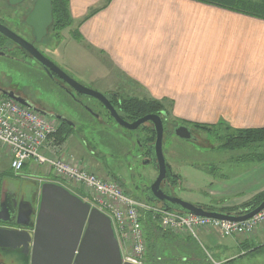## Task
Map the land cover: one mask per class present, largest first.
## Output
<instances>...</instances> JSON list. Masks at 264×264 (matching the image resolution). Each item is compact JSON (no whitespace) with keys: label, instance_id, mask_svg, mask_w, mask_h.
Wrapping results in <instances>:
<instances>
[{"label":"crops","instance_id":"1","mask_svg":"<svg viewBox=\"0 0 264 264\" xmlns=\"http://www.w3.org/2000/svg\"><path fill=\"white\" fill-rule=\"evenodd\" d=\"M68 3L70 27L80 37L76 41L86 43L88 57L97 61L91 63L94 68H88L96 79L124 77L147 98L170 102L166 113L175 120L225 123L234 129L264 127V18L196 0ZM88 78L93 79L92 75ZM65 142L67 152L75 154L77 149ZM8 152L0 148V199L12 184L18 187V182L25 181L21 190L25 196H33L37 207L41 184L61 182L45 165L24 173L29 167L26 163L21 172L14 173L10 163L5 164ZM230 157H220L229 161L217 160L218 164L213 160L216 170L226 171L203 185V194L194 204L207 208L208 201L216 200V208L240 207L264 191V160L248 159L242 164L244 160ZM232 192L234 196L226 197ZM30 224L32 221L26 230ZM193 239L176 235L164 241L187 246ZM196 241L203 255L188 253L181 256L183 260L205 261L207 257L209 264H264V224L251 234L238 236L202 229Z\"/></svg>","mask_w":264,"mask_h":264},{"label":"rangeland","instance_id":"2","mask_svg":"<svg viewBox=\"0 0 264 264\" xmlns=\"http://www.w3.org/2000/svg\"><path fill=\"white\" fill-rule=\"evenodd\" d=\"M0 13H2L3 16L10 17V22H7L10 23L11 26H15L16 24V27H20V13L16 11L11 12L8 9L2 8L1 5ZM72 30H76L75 27H66L56 34L55 31L53 32L49 29L44 40L39 45L45 54L71 77L94 90L107 94L117 109H119V106L116 103L119 100H130L132 98L155 100L163 104L165 108L167 107L171 109L170 102L167 101L166 103L162 98L161 100L147 98L141 88H137L124 77H115V79H112L113 81L108 78L96 79V76L94 77V71L88 68H92L93 65L91 63H96L97 61L92 57H88L87 52L89 51L86 47V43H80L71 37V35H74ZM14 62L15 59L11 63ZM38 70L39 69L36 68V66H31V68L30 66H26L25 61L17 60L14 64L0 63V76L4 78V81L6 82L5 84L11 82L16 84L19 89L24 91L29 99H32L40 106H43L51 113L60 112L64 114L74 124L76 123L77 130L71 131L65 139L69 148L77 149V151L73 149L75 154H72L76 161L80 164H84L86 168L100 177H104L105 179L111 178L129 196L138 200H147L145 196H141V190H144L145 187L152 183L156 177V172L154 166L152 167L151 165L153 164L152 162L147 163V161L143 159H135V156H133L134 153H140L142 155L143 152L136 147L134 142V139L137 138L139 141H144L143 138L140 137V132L138 130L129 132L120 126H115L114 124H111V126H104L102 125L103 122H100V120L97 122L95 120L96 117L72 99L63 89L51 83L49 78ZM90 75H92L93 79L88 78ZM120 78H123L126 81L120 80ZM82 97L85 102L90 105L89 107L93 108L94 112L99 115V118L107 116L104 108L101 107L99 102H90L92 97L89 96L84 95ZM119 111L121 115L127 116L125 112L120 109ZM165 115L169 119L167 122L169 127L173 125V122H178V120L173 119V116L168 112ZM50 121L54 122L51 119ZM124 131L129 134L131 137L130 139L126 140L125 137L122 136L121 132ZM199 133L202 134L199 135V141L203 146L196 145L176 136L164 137L162 141V151L166 162L170 164L172 173L177 174L179 177L178 182L174 180V187L168 188L166 186L165 188L171 190L174 195L191 203H197L196 199L203 194L201 192L203 185H208L212 179L216 178V173L226 171V169L216 170L214 168L215 164L213 160L217 164L219 163L217 160L220 162H224L225 160L229 161L228 159H222L220 157H228L231 155L232 157L230 158L233 160L235 157H241L249 150H215L219 144L218 142H220L216 140V134L197 131V135ZM218 133L224 134V130L220 128ZM258 149L259 153L264 154V142ZM2 153L4 154V151ZM8 153H6L7 158L4 157V160L6 161L5 164L7 162L10 163L11 156L9 157ZM247 162L249 161L244 160L242 164H246ZM27 164L29 167L24 168L23 172L33 173L35 170L33 171L32 168L35 166L32 165L30 160L27 161ZM10 175L14 179L17 178L14 177L15 175ZM60 182L62 186L83 200L90 196V193H88L82 186L75 185L72 182ZM24 183L25 181L20 183L18 187L12 184V188L7 191L13 196L22 194V197H24L22 199H25L26 202L30 201L34 209L35 200L33 196H25L24 192L21 190L22 184ZM234 195V192H232L227 194L226 197ZM14 199L15 201H19V199H16L15 197ZM207 203L210 204L209 207H215L213 205H216L217 201L212 200ZM143 231L146 232V229L144 228ZM177 247V244H173L170 241H164L160 238L152 252L147 243V256L148 254L151 255L155 253L156 255H160L159 258L162 260V262L157 264L167 263L170 262L169 258H178L181 256ZM2 248L3 247L0 246V253L2 255L0 256V264H29V257L27 256L26 258L23 253L7 251ZM151 257L156 258L153 255Z\"/></svg>","mask_w":264,"mask_h":264},{"label":"water","instance_id":"3","mask_svg":"<svg viewBox=\"0 0 264 264\" xmlns=\"http://www.w3.org/2000/svg\"><path fill=\"white\" fill-rule=\"evenodd\" d=\"M21 1L8 0V3L16 5ZM52 19L51 0H35L26 18V23L31 26L36 42L42 41L47 34ZM0 34L29 52L48 74L51 75L50 71L55 72L67 86L79 94L101 102L113 120L125 129L137 130L145 122H151L154 125L156 136L148 149L150 155L154 156L151 162L157 167V176L143 190L149 201L160 204L164 210L171 209L232 221L248 219L264 208L263 199L256 207L243 213L222 212L210 210L176 195L164 193L161 185L166 180L167 162L162 151L164 129L161 114H146L128 122L119 115L106 94L75 80L54 61L43 55L33 43L25 40L1 22ZM3 94L40 113L65 120L55 113L30 104L23 98L6 92ZM86 110L96 118L99 116L91 109ZM170 134L188 141L192 138L190 129L185 125L175 126ZM26 204L27 209L23 213L20 210L13 212L14 206L11 209L7 203L0 204V246L13 249L23 248V252L29 257V264H132L121 262L120 248L110 218L61 184L43 182L40 186V199L37 207L33 209L30 201ZM31 221L32 225L26 230V226ZM14 224L18 225V228L12 226Z\"/></svg>","mask_w":264,"mask_h":264},{"label":"built area","instance_id":"4","mask_svg":"<svg viewBox=\"0 0 264 264\" xmlns=\"http://www.w3.org/2000/svg\"><path fill=\"white\" fill-rule=\"evenodd\" d=\"M56 120L12 98L0 96V148L9 151L14 173L21 172L30 160L35 167L47 166L57 180L84 187L90 193L84 201L110 218L122 263L145 264L147 241L142 222L146 216L162 232L195 239L202 229H210L220 236H238L251 234L264 224V208L248 219L232 221L164 210L158 203L135 199L111 178L100 177L76 161L64 143L56 139Z\"/></svg>","mask_w":264,"mask_h":264},{"label":"trees","instance_id":"5","mask_svg":"<svg viewBox=\"0 0 264 264\" xmlns=\"http://www.w3.org/2000/svg\"><path fill=\"white\" fill-rule=\"evenodd\" d=\"M201 3L221 7L230 11L238 12L241 14L264 18V0H196ZM52 4V24L50 29L56 34H58L61 30L66 27H70L72 25V19L69 12V3L68 0H51ZM93 13V12H91ZM73 38L76 40H80L79 34L76 30L73 31ZM107 95V94H106ZM115 96V95H114ZM110 99V98H109ZM111 101V99H110ZM119 106V109L125 112L127 115L135 116L144 114L150 111L162 110L166 113V108L160 102L155 100H147V99H138L132 98L130 100H119L116 103ZM185 123H190L193 127L198 130L208 133V134H216V140L218 142V146L215 150H239V149H249L246 153H244L241 157H238L242 160H252L254 162L264 160V154L258 152V148L262 146L264 142V127L259 128H246V129H234L225 123H217V124H204L200 122H190L181 120ZM59 123V122H58ZM222 128L224 130V134L218 133V130ZM71 129L63 124H59L58 131L56 135V139L58 141L64 142L66 137L71 133ZM220 139V140H219ZM179 180V179H178ZM264 199V191L256 194L253 198H251L248 202L244 203L240 207H230V208H221V207H207L210 210H217L222 212H236L243 213L249 211L256 207L262 200ZM206 208V207H205ZM143 228L146 229L145 238L148 243V247L150 251H154V247L157 245V241L162 238L163 240H168L171 236L174 238L176 235L170 234L167 232H162L151 220L149 216H146L143 219ZM193 238L192 236H189ZM195 239V238H194ZM187 243V246L182 245L181 243H177V249L181 256L187 257L188 253H193L195 256L203 255L202 249L198 246L196 239ZM174 244V243H173ZM149 251V252H150ZM146 254L145 263L147 264H157L162 262L160 255ZM155 256L156 258H152L151 256ZM199 255V257H200ZM181 256L169 258L170 262L161 263V264H209L210 261L206 257L205 261L208 260L209 263L203 261V259L199 261L196 260H183ZM156 262V263H153Z\"/></svg>","mask_w":264,"mask_h":264},{"label":"flooded vegetation","instance_id":"6","mask_svg":"<svg viewBox=\"0 0 264 264\" xmlns=\"http://www.w3.org/2000/svg\"><path fill=\"white\" fill-rule=\"evenodd\" d=\"M34 3H35V0H22L21 2L17 3L16 5H11V4L8 3V0H6V1L0 0V5L2 6V8L8 9L11 12L16 11V12L21 14V17H20V20H19L20 27H16L17 26L16 24H15V26L14 25L11 26L10 23L7 22V21L10 22V20H11L10 17L9 16L8 17L7 16H3L2 13H0V22L3 23L4 25L8 26L11 30H13L15 33H17L19 36H21L25 40L33 43L35 45V47L43 55H45L46 57H48L50 59V57L48 55H46L45 52L39 47L40 43L44 40L46 35L43 37L42 41L36 42L34 40L33 35H32L31 26H29L26 23V18L28 16L29 12L32 10V8L34 6ZM51 24H50V26H51ZM50 26L48 27V30L50 29ZM48 30H47V32H48ZM18 56H20V57H18ZM14 59H15V62L17 60L25 61L26 66H30V68H31V66H36V68L39 69L38 71L40 73H42L43 75H46L49 78L51 83H53L54 85H57L61 89H63L68 95L71 96L72 99H74L76 102H78L80 105H82L85 109H91L94 112V109L89 107L90 105H88V103H86L84 98L82 97L84 95L79 94L78 92H76L75 90H73L72 88L67 86V84L55 72L50 71L51 75L48 74L44 70L42 65L38 61H36L31 56V54L29 52H27L24 48L19 46L16 42H14V41H12V40H10V39H8L5 36L0 34V63L1 64H14L15 62L11 63ZM28 63H31V64H28ZM5 83L6 82L4 81V78L2 76H0V96L1 97H7V96H5L3 94V92H6V93H8L10 95H13L15 97L23 98L26 101H28L30 104H32V105H34V106H36L38 108H42V109L46 110L43 106H40L39 104H37L32 99H29L27 97V95L24 93V91L22 89H19L16 84H13L12 82L11 83H7V84H5ZM93 101L97 102V103L99 102L98 100L92 98V100H90V102H93ZM99 103H100L101 107L104 108L107 116H104V117H101V118L98 117V118H95V120L97 122H98V120H100V122H103L102 125H104V126H111V124H114L115 126L122 127L121 125H119L118 123H116L113 120V118L111 117V115L109 114L107 109L104 107V105L101 102H99ZM111 103L114 106V103H113L112 100H111ZM46 111H48V110H46ZM117 111H118L119 115L124 120H126L128 122H132V121H134V120H136V119H138V118H140V117H142L143 115H146V114H161V116L163 117V129H164L163 138L164 137H173L174 135L170 134L172 132L173 128L175 126L185 125V126H187L190 129L191 134H192L191 141H188V142L194 143L196 145L203 146L201 144V142L199 141V137H200L199 135H202V134L199 133L197 135V131L200 132V130H198L197 128L193 127L190 123L188 124V123H185V122H183L181 120H178V122H173V125L171 127H169L167 125V122L169 121V119L165 115L166 113L163 112L162 110L161 111L157 110V111L146 112L144 114L135 116L134 118H132L133 117L132 115H127V116L121 115L119 109H117ZM48 112H50V111H48ZM52 113H55V114L65 118V120L57 118V121L59 122L60 125L61 124L66 125L72 131L77 130L76 123L74 124L64 114H62L60 112H52ZM122 128L125 129L124 127H122ZM125 130L129 131L127 129H125ZM137 130L140 132L139 133L141 135L140 137H142L144 141H139V139L137 138V139H134V142L136 144V147L138 149H141L143 152H142V155L140 153H138V154L134 153L133 156H135V159L136 158L140 159V160L143 159L145 161H150L151 162V160L154 159V156L150 155L148 146L151 145L154 142V140H155L156 133H155V130H154V125L151 124V122H145ZM126 131L121 132V133H122V136L125 137V139L127 140V139H130L131 137L129 136V134L125 133ZM129 132H131V131H129ZM151 165H152V167L154 166V170H155L156 176H157V167H155V165H153V164H151ZM178 179H179L178 175L172 173L171 168H170V164L167 163L166 180L161 185L163 192L166 193V194L174 195V193H172L171 190H168L165 187L166 186L168 188L174 187L173 185H175V184L173 182H174V180H176V182H178ZM19 183H22V182H18V184ZM23 185L24 184H22V186ZM141 196H145L146 197V193L143 192V190H141ZM14 197L16 199H19V201H15ZM22 198H24V197H22V194L18 195V196H13L12 194L6 192L4 194V196H3V198L0 199V204L1 203H4V204L7 203L8 206L11 209L13 208L12 206H14V208H13L14 211L13 212H18L20 210V212L23 213L27 209V204H26V200L22 199ZM21 219H23L22 215H21ZM12 226H18V225L14 224ZM2 249H5L7 251H14V252H17V253L21 252L27 258L26 253L23 252V250H24L23 248H14L13 249V248H10V247H3ZM0 256H2L1 253H0Z\"/></svg>","mask_w":264,"mask_h":264}]
</instances>
